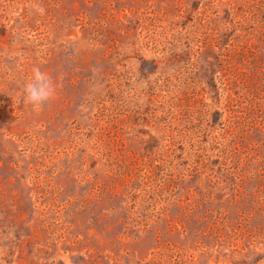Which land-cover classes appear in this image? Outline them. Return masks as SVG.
I'll return each mask as SVG.
<instances>
[{
    "label": "rangeland",
    "instance_id": "374dc122",
    "mask_svg": "<svg viewBox=\"0 0 264 264\" xmlns=\"http://www.w3.org/2000/svg\"><path fill=\"white\" fill-rule=\"evenodd\" d=\"M0 264H264V0H0Z\"/></svg>",
    "mask_w": 264,
    "mask_h": 264
},
{
    "label": "clouds",
    "instance_id": "9594fccd",
    "mask_svg": "<svg viewBox=\"0 0 264 264\" xmlns=\"http://www.w3.org/2000/svg\"><path fill=\"white\" fill-rule=\"evenodd\" d=\"M55 95V85L52 78L45 73L34 70L32 78L23 86L22 99L35 107H42Z\"/></svg>",
    "mask_w": 264,
    "mask_h": 264
}]
</instances>
